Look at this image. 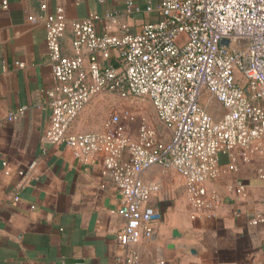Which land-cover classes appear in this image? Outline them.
Listing matches in <instances>:
<instances>
[{"label": "built area", "instance_id": "2783aa9c", "mask_svg": "<svg viewBox=\"0 0 264 264\" xmlns=\"http://www.w3.org/2000/svg\"><path fill=\"white\" fill-rule=\"evenodd\" d=\"M37 1L47 9L45 0ZM120 14L148 18L136 27L121 24ZM27 20L37 23L32 15ZM65 28L57 8L45 23L54 87L43 139L71 147L85 163L101 158L103 174L119 194L116 212L125 221L117 238L126 252L115 261L138 264L135 245L162 218L160 209L147 205L160 186L142 178L146 171H176L192 217H210L222 197L207 182L235 172L238 161L264 156V0H124L120 9L76 20L69 52L61 44ZM100 94L149 99L170 130L168 140L146 122L132 138L116 110L101 130L72 132L81 111ZM211 101L220 113L209 110ZM257 176L264 181V169ZM228 191L240 203L234 216L264 224V198L246 206L247 183L237 177Z\"/></svg>", "mask_w": 264, "mask_h": 264}, {"label": "crops", "instance_id": "0c3cea01", "mask_svg": "<svg viewBox=\"0 0 264 264\" xmlns=\"http://www.w3.org/2000/svg\"><path fill=\"white\" fill-rule=\"evenodd\" d=\"M123 1L45 0L47 9L41 10L37 0H0V264H117L126 252L117 238L125 223L116 212L119 194L103 174L101 158L85 163L71 147L43 139L54 87L46 21L57 8L63 10L61 44L69 52L76 20L120 9ZM147 18L118 16L121 24L136 27ZM10 113L16 116L8 121ZM76 120L71 131L81 132ZM263 166L264 156L256 155L238 161L235 172L208 181V190L222 197L210 217H192L176 171L163 173L159 166L146 171L142 178L160 186L147 205L160 209L162 218L153 223V234L135 245L138 264H264V224L234 216L240 203L228 191L233 179L241 178L248 188L244 204L258 202L264 183L258 184L256 170Z\"/></svg>", "mask_w": 264, "mask_h": 264}, {"label": "rangeland", "instance_id": "374dc122", "mask_svg": "<svg viewBox=\"0 0 264 264\" xmlns=\"http://www.w3.org/2000/svg\"><path fill=\"white\" fill-rule=\"evenodd\" d=\"M221 42L224 45L227 44L224 40ZM205 100L206 97H204L203 101L205 102ZM211 104L209 110L215 115L220 113L217 110L218 103L211 101ZM113 110L118 112L121 125L125 127L132 138L137 137L139 125L146 122L156 129L160 140H168L170 130L159 121L154 106L147 98H125L114 94H100L81 111L76 120V124L80 127L81 132L101 130ZM260 166H262V164H260ZM263 167H258L257 169H264ZM256 179L258 180V184L262 187L264 181L257 176ZM263 197L264 192L261 191L257 198Z\"/></svg>", "mask_w": 264, "mask_h": 264}, {"label": "water", "instance_id": "95a60500", "mask_svg": "<svg viewBox=\"0 0 264 264\" xmlns=\"http://www.w3.org/2000/svg\"><path fill=\"white\" fill-rule=\"evenodd\" d=\"M226 42V41H225Z\"/></svg>", "mask_w": 264, "mask_h": 264}]
</instances>
